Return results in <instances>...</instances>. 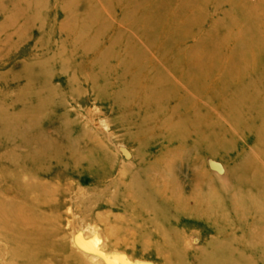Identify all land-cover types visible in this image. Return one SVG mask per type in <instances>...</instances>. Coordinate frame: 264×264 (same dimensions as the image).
I'll return each instance as SVG.
<instances>
[{
    "label": "rangeland",
    "instance_id": "1",
    "mask_svg": "<svg viewBox=\"0 0 264 264\" xmlns=\"http://www.w3.org/2000/svg\"><path fill=\"white\" fill-rule=\"evenodd\" d=\"M105 257L264 264V0H0V264Z\"/></svg>",
    "mask_w": 264,
    "mask_h": 264
},
{
    "label": "bare ground",
    "instance_id": "2",
    "mask_svg": "<svg viewBox=\"0 0 264 264\" xmlns=\"http://www.w3.org/2000/svg\"><path fill=\"white\" fill-rule=\"evenodd\" d=\"M101 249L99 251L97 250V254H99L100 256L105 255V253L103 251H101ZM89 261H91V264H106V257L103 260H97V258H93V259L91 258ZM107 262H109L108 259H107Z\"/></svg>",
    "mask_w": 264,
    "mask_h": 264
}]
</instances>
